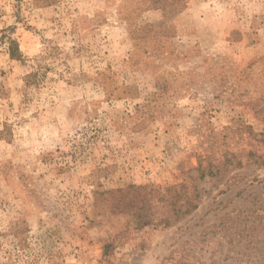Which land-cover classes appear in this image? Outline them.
Masks as SVG:
<instances>
[{
  "label": "rangeland",
  "instance_id": "374dc122",
  "mask_svg": "<svg viewBox=\"0 0 264 264\" xmlns=\"http://www.w3.org/2000/svg\"><path fill=\"white\" fill-rule=\"evenodd\" d=\"M0 264H264V0H0Z\"/></svg>",
  "mask_w": 264,
  "mask_h": 264
},
{
  "label": "trees",
  "instance_id": "16d2710c",
  "mask_svg": "<svg viewBox=\"0 0 264 264\" xmlns=\"http://www.w3.org/2000/svg\"><path fill=\"white\" fill-rule=\"evenodd\" d=\"M9 54L10 57L14 60H21L22 59V54L20 52L19 49V45L16 41L14 40H10V49H9ZM236 156H232V157H226L224 162L221 165H212L209 164L207 167L203 166V162H200L197 171L200 175L201 178H205L206 176H213V170H219L220 166H222L223 168L228 166H232V167H238L241 166V162H235ZM234 165V166H233ZM176 202V201H175ZM174 202V203H175ZM172 207L175 208L174 211H176V218L180 219L188 214H190L192 211H194L197 208V205L192 204V201L187 200L186 204L181 205V204H170ZM112 248L111 244L106 245L105 247V254L107 255L108 251Z\"/></svg>",
  "mask_w": 264,
  "mask_h": 264
}]
</instances>
